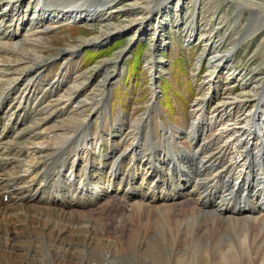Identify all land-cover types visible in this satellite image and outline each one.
I'll list each match as a JSON object with an SVG mask.
<instances>
[{"label":"bare ground","instance_id":"obj_1","mask_svg":"<svg viewBox=\"0 0 264 264\" xmlns=\"http://www.w3.org/2000/svg\"><path fill=\"white\" fill-rule=\"evenodd\" d=\"M117 1L105 0L98 4L97 0H84L85 3H93L92 7H88L77 0H0V264H32L29 259L32 253L40 257L37 264H56V246H62V250L71 246L73 241L63 236L76 226L77 231L83 234L79 241L85 254H95L99 258V264H125L121 262L124 257L127 262L135 260L130 251L132 242L139 240L153 243L156 240L159 241L156 243L165 244L168 229L172 231L174 222L178 233L183 234L187 241L185 248L171 247L178 250L179 258L190 256L194 249H198V242L210 245L218 242L222 264H231L234 259L241 262L237 258L243 256V251H251L264 244V224H261L264 223V105L261 101L239 121L227 122V103H223L217 110L215 108L216 112L208 122L204 115L206 112L194 116L192 123L182 129L183 134H188L193 129L198 132V128L202 129L201 132L204 131L203 146L197 147L194 152L179 148L172 128H165L159 142L153 141L152 146L147 144L144 147V143L134 136L136 126L140 125L142 118L136 120L135 126L128 121L122 123L116 119L106 131L101 130L94 136L90 133L93 122L89 116L92 112L84 115L85 117L80 112L81 117L74 126L75 129L67 130L63 138L57 139L66 131L72 110L81 111L84 105L79 107L80 93L74 90L67 79H45L43 67L48 65L46 62L49 60L30 49L33 47L32 37L44 29L65 23H77L81 18L91 19L93 16L83 12V8L89 9L98 21L104 22V15L112 14L110 11ZM235 2L242 9L246 7L251 11L254 18L253 23H250L252 26H264V0ZM144 15L140 16L144 20L150 16L148 13L147 16ZM135 20L133 26L136 23L139 25L137 31L146 29L148 34L151 33L152 27L150 29L145 23L144 29V22L139 24L138 19ZM2 21L5 23L2 24ZM155 28L153 37H156L158 31L156 26ZM130 29L126 28L120 36L130 33L133 35L135 30ZM110 41L111 39L101 46ZM209 45L213 50H220V44L216 41H210ZM217 55L219 54L214 53L210 57L208 65L211 80L224 66V61H218ZM153 61L155 64L158 62L155 57ZM247 82L245 90L248 89ZM106 97L107 95L104 100ZM203 98H207V95L201 97V100ZM100 101L101 99L93 112L109 110L105 106L106 101ZM241 103L242 100H239L236 104ZM205 106L206 102L202 105L199 102L194 103L198 110ZM146 121L150 122L151 116ZM146 126L147 133L150 131V137L154 140L153 128L145 124L144 127ZM131 128L133 132L130 134ZM213 128L216 132L211 136L215 137L216 146L207 139L210 138L207 131ZM240 138L244 143H249L242 144ZM135 140L138 145L134 147ZM130 141L131 145L128 144ZM220 144L222 145L219 148ZM204 145H212L218 151L206 156L210 149ZM168 146L181 152L178 157H172L171 162L168 160ZM133 150L138 152L140 165L148 163V168L153 169L152 177L162 176L163 180L175 176L181 191L191 195L195 203L206 208H199L193 203L182 209V218H174V204L146 205L139 202L132 204L133 209L126 215L131 221L127 227L124 223L126 218L117 219L110 227L112 223L106 221L107 218L105 220L102 214L109 201L100 192L105 193L116 182L102 170L97 171L94 163L100 164L102 158L117 157L123 178H128L130 167L131 175L140 180V185L152 186L151 180L146 181V172H136L139 170L137 163H132L128 157L129 151ZM257 150H260L259 154ZM173 160L175 164L171 167ZM222 161V168L226 166V169L214 171V166L221 165ZM188 162H192V165L186 166ZM18 167H23L21 174L12 173ZM209 167L211 171H208ZM187 171L192 175H185ZM132 179L134 178L131 177ZM219 182L223 184L218 185ZM227 185H230L229 193L224 201L222 193ZM90 192L93 196L89 195ZM3 194L8 195L6 202L2 200ZM173 195L170 191L161 193L162 198ZM176 196L178 199L183 197ZM232 196L241 200L242 205L236 207L237 203L231 204L227 201ZM223 202L228 208L223 207ZM93 206L104 209L93 215L90 211ZM96 208L92 211H96ZM145 213L150 214L149 217L145 218ZM221 220L232 224L229 225L230 231L236 229L234 225H240L243 231L226 234ZM151 224L155 228L154 232L147 234V225ZM255 228L259 230L255 231ZM21 232L23 235L28 233L29 238L27 245L19 246L22 251L19 252V248L10 243L11 240L19 238L23 241ZM225 235L228 236L227 241ZM238 242L240 243L237 244ZM124 243L125 246L121 248ZM234 245H239L241 249L231 259L229 250ZM203 249L206 251L207 248Z\"/></svg>","mask_w":264,"mask_h":264},{"label":"rangeland","instance_id":"obj_2","mask_svg":"<svg viewBox=\"0 0 264 264\" xmlns=\"http://www.w3.org/2000/svg\"><path fill=\"white\" fill-rule=\"evenodd\" d=\"M77 1H81V4L88 7L93 5L92 2L85 3L84 0ZM97 1L99 4L105 0ZM154 2L155 0H118L112 6L110 11L112 14L104 15L105 23L98 21L89 9L83 8L81 9L83 12L93 16L91 19L81 18L77 23H65L59 27L44 29L32 37L34 41L32 42L33 47L30 49L49 60L48 65L43 67L45 79L58 81L64 77L74 87V90L79 91L81 98L79 107L84 105L81 111L80 109L79 111L72 110L73 114L70 115V120L65 127L66 131L57 138L58 140L64 137L67 130L75 129L74 126L78 124L81 117L80 112L83 113V117L92 112L89 116L90 121L93 122L90 133H95L92 134L94 136L98 135L101 130L106 131L105 129L114 124L116 119L122 123L128 121L135 126L136 120L142 118L140 124L143 125L136 126L134 136L144 144L148 141L145 124L152 126L157 141L163 137L165 128H172L179 148L194 152L203 143L202 133L204 131L201 132L202 129L198 128V132L193 129L188 134H183L182 129L191 124L193 117L198 113L206 112L204 115H206V122H208L216 112L215 108L217 110L223 103H227L229 109L227 122H234L241 120L248 111H252L259 101L264 105V26L260 24L252 26L250 24L253 23L254 18L248 8L242 9L237 6L235 0H178L175 5L170 3L168 8L164 10V18L163 16L160 17L159 21L153 22L152 25L150 22L147 23L148 26L152 27L150 41L141 37L132 41L139 27L137 23L135 27L133 26L135 19H138L139 24L143 23L144 18H141V15L150 14ZM1 23L3 24L5 21ZM155 26L158 30L155 35L157 37H153L156 31ZM128 27L131 28L130 30H135L130 39L128 36H123L116 39L117 42L113 40V43L111 42L107 48L98 51L93 49L104 45L111 39L108 35L113 31L118 30L117 36H120ZM209 40L218 42L220 50H213L214 48L209 45ZM241 40L243 41L239 42ZM168 41L169 46L166 48L165 45ZM194 41L196 42L193 43ZM149 47H152L153 50L151 51ZM84 51L87 52L86 57ZM214 53L219 54L216 58L220 62L224 61V66L211 80L208 65L210 57ZM119 55L124 58L119 65L116 77L108 83L113 70H116L114 63L117 64ZM134 55L136 59L141 58V67L139 66L136 71L131 65L129 67V62ZM153 55L158 60L156 63L157 77L155 78L157 91L150 84V78H154ZM127 67H129V73L124 83ZM246 82L248 83L247 90L244 89ZM106 83H108L107 87L104 86ZM106 88L109 89L108 93H105ZM105 95H107L106 100H104ZM206 95L207 98L201 100V97ZM100 99L103 103L106 101L105 106H108L109 110L95 113L93 111L99 105ZM237 100L238 102L242 100V103L236 104L238 103ZM196 102H199V105L206 102V106L200 110L195 109L194 103ZM150 108L151 121L147 122L149 117L147 112ZM169 125L171 127H166ZM214 131L216 132L215 128L207 131L210 137L207 139L215 145V137L212 138L213 136H211ZM132 132L133 128L129 133ZM241 143L245 145L249 142L244 143L241 139ZM128 144L131 145V141ZM221 145H218L219 148ZM205 148L210 149L206 156L211 152L218 151L212 145ZM167 149L170 151L168 159L170 162L174 156L178 157V154L181 153L172 146H168ZM259 153L260 150H257V154ZM223 163L222 161L221 165L214 166L213 170H225L226 166L222 168ZM190 165L192 162H188L186 166ZM210 167L208 171H211ZM185 175L191 176L192 174L187 171ZM221 184L223 183H218V185ZM229 187L230 185H227L222 193L224 201L227 199ZM227 201H230L231 204L237 203L236 207L242 205V201L233 196ZM223 207L228 208L224 202ZM181 212L183 210L176 208L173 217L179 218ZM200 219L201 217L199 221ZM107 220H109L108 217ZM175 224L174 222V226L172 225V231L168 229L167 242H164L169 247L165 244L156 243L159 242L156 240H153V243L137 240L138 242L134 241L130 246L131 254L134 256L132 257L135 260L127 262L124 257L121 262H125V264H222V255L218 253V242L211 245L198 242V249L192 250L190 256L179 258L178 250L172 248L173 246L177 249L185 248L187 241L183 234L178 233ZM226 224L227 222L222 223L223 228L221 227L226 231V234L228 232L236 233L238 230L243 231L242 227H236L235 230L230 231L229 225L225 228ZM255 229V231L259 230ZM77 230L78 226L64 233L63 237L72 240L73 243L63 250L62 246H56L55 250L58 255L54 259L55 263L99 264V258L95 254H85L79 241L83 234ZM27 234L21 233L23 241L20 238L21 241L14 239L11 240L10 244H14L16 248H19L20 245H27L29 238ZM23 236L26 237L23 238ZM225 240H228L226 235ZM260 243L262 244L263 241ZM124 246L125 243L120 247L123 248ZM204 247L207 248L206 251H204ZM238 247L239 245H234L230 248L231 259H234V255L240 251L241 247L239 249ZM19 252H22L20 248ZM242 254L243 256L237 258L241 262L234 259L231 264H236V262L238 264H264V244L251 251L246 249ZM29 257L32 264L39 263L40 257L37 254L32 253ZM4 264L6 263L4 262Z\"/></svg>","mask_w":264,"mask_h":264},{"label":"water","instance_id":"obj_3","mask_svg":"<svg viewBox=\"0 0 264 264\" xmlns=\"http://www.w3.org/2000/svg\"><path fill=\"white\" fill-rule=\"evenodd\" d=\"M177 0H162V1H160L159 2V4H158V9L159 10H163V7L167 4V6H168V4H174L175 2H176ZM151 13H152V18H150V20L152 21L153 20V16L154 15H156L155 13H156V10H154V11H151ZM160 14H161V12H160ZM160 14L158 15V17L160 16ZM144 23H143V26H142V28H144V25H145V21H143ZM145 29V28H144ZM150 29H151V27H150ZM148 33H149V31L148 32H146V29L144 30V31H137V33H136V36H137V38L138 37H147L148 36ZM110 37H114V35H110Z\"/></svg>","mask_w":264,"mask_h":264},{"label":"trees","instance_id":"obj_4","mask_svg":"<svg viewBox=\"0 0 264 264\" xmlns=\"http://www.w3.org/2000/svg\"><path fill=\"white\" fill-rule=\"evenodd\" d=\"M139 65V64H138Z\"/></svg>","mask_w":264,"mask_h":264}]
</instances>
